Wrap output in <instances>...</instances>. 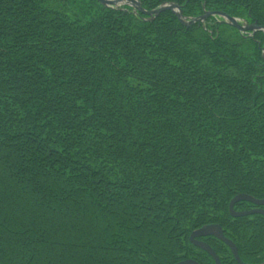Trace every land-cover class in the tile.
Returning a JSON list of instances; mask_svg holds the SVG:
<instances>
[{"label":"trees","instance_id":"obj_1","mask_svg":"<svg viewBox=\"0 0 264 264\" xmlns=\"http://www.w3.org/2000/svg\"><path fill=\"white\" fill-rule=\"evenodd\" d=\"M137 1L264 28V0ZM222 21L0 0V264H215L210 224L264 262V216L229 213L264 199V31Z\"/></svg>","mask_w":264,"mask_h":264},{"label":"water","instance_id":"obj_2","mask_svg":"<svg viewBox=\"0 0 264 264\" xmlns=\"http://www.w3.org/2000/svg\"><path fill=\"white\" fill-rule=\"evenodd\" d=\"M99 1L101 3H103L104 5H107V6L127 5L130 7H133L137 11H139V12H141V13L149 16V17L158 16L165 10H171L178 16L180 22H182L183 24H186V25L187 24H193L197 21H203L204 19H206L209 16L218 15L221 18H223L222 22L224 24L231 25L232 27L236 28L237 30H239L242 33L264 31V28H262L260 26H241L237 19L229 17L228 15L223 14V13H206L204 16H202L198 19H194L192 21L187 22L186 20H184L182 18L181 12L179 11V7L177 5H173V4L165 5V6L158 8L157 10L147 12L144 9H142V7L140 6V3L137 0H99ZM238 202H248V203L252 204L253 206H256V208L253 210H249V211L237 212L234 210V206ZM259 207H264V199H256V198L250 197L248 195H237L236 197H234L231 200V202L229 204V213H230L231 217H233V218L246 217V216H251V215H255V214H259V215L264 216V209H261ZM206 237H213V238L223 242L229 248V250H230V252H231V254H232V256H233V258L237 264H246V263L241 261L239 254H238V249H237L236 245L234 244V242H232L230 239L225 237L223 229L220 225H218V224L205 225L202 228L193 231L192 234L190 235L189 241L193 246H195L198 249L202 250L203 252L207 253L214 260L215 264H221V261H220L218 255L213 250V248L210 245H208L206 242L201 240L202 238H206ZM177 264H199V263L194 261V260L187 259V260L181 261ZM261 264H264V262Z\"/></svg>","mask_w":264,"mask_h":264},{"label":"flooded vegetation","instance_id":"obj_3","mask_svg":"<svg viewBox=\"0 0 264 264\" xmlns=\"http://www.w3.org/2000/svg\"><path fill=\"white\" fill-rule=\"evenodd\" d=\"M239 23H240L241 26H258V25L255 24V23H254V24H247V23H243V24H242L241 21H240ZM244 33H246V32H244Z\"/></svg>","mask_w":264,"mask_h":264},{"label":"rangeland","instance_id":"obj_4","mask_svg":"<svg viewBox=\"0 0 264 264\" xmlns=\"http://www.w3.org/2000/svg\"><path fill=\"white\" fill-rule=\"evenodd\" d=\"M102 4H103V3H102ZM113 7H114V6H113ZM116 7H117V5H116ZM118 7H119V6H118ZM207 13H209V12H207ZM204 15H205V14H204ZM204 15H203V16H204ZM201 17H202V16H201ZM207 18H208V17H207ZM207 18L204 19L202 22H205V20H207ZM241 23L243 24V23H245V22H241Z\"/></svg>","mask_w":264,"mask_h":264},{"label":"bare ground","instance_id":"obj_5","mask_svg":"<svg viewBox=\"0 0 264 264\" xmlns=\"http://www.w3.org/2000/svg\"><path fill=\"white\" fill-rule=\"evenodd\" d=\"M239 31V30H238Z\"/></svg>","mask_w":264,"mask_h":264}]
</instances>
